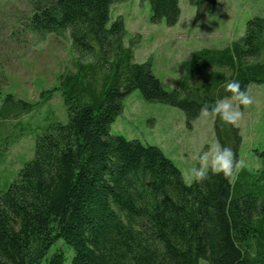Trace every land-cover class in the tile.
<instances>
[{
    "label": "trees",
    "instance_id": "1",
    "mask_svg": "<svg viewBox=\"0 0 264 264\" xmlns=\"http://www.w3.org/2000/svg\"><path fill=\"white\" fill-rule=\"evenodd\" d=\"M141 1L152 23H177L178 0ZM114 2L44 0L23 23L40 40L67 35L77 59L42 101L60 92L67 121L38 136L32 159L0 194V264H66L59 248L48 256L58 242L71 248L70 264H264V151H255L257 170L210 171L187 185L159 148L110 134L135 90L179 108L190 126L202 107L231 95L226 81L264 85V18L248 20L225 47L194 51L179 86L166 91L149 61L134 62L123 19L110 22Z\"/></svg>",
    "mask_w": 264,
    "mask_h": 264
},
{
    "label": "rangeland",
    "instance_id": "2",
    "mask_svg": "<svg viewBox=\"0 0 264 264\" xmlns=\"http://www.w3.org/2000/svg\"><path fill=\"white\" fill-rule=\"evenodd\" d=\"M42 1L0 0V194L32 159L38 136L48 126L67 121L60 92H51V99L42 101L60 75L74 70L77 58L70 40L67 35H48L40 40L23 30V23ZM178 1L179 19L171 27L164 21L151 22L147 1L115 0L110 7V22L119 16L123 19L127 31L124 42L132 46L134 62L149 61L153 75L166 91L179 86L181 63L194 51L225 47L245 34L248 20L264 18V0H206L211 4L199 7L191 0ZM248 92L253 103L241 106L244 117L236 125L201 113L188 126L182 110L146 102L135 90L123 99V111L111 124L110 134L159 148L178 167L187 185L195 181L189 172L199 165L198 154L215 143L232 147L237 161L243 162L234 173L240 168L257 170L262 162L255 151H264V85L252 83ZM17 100L35 106L25 113L26 104ZM56 248L70 264L71 248L58 242L48 256ZM198 264L208 263L200 260Z\"/></svg>",
    "mask_w": 264,
    "mask_h": 264
},
{
    "label": "clouds",
    "instance_id": "3",
    "mask_svg": "<svg viewBox=\"0 0 264 264\" xmlns=\"http://www.w3.org/2000/svg\"><path fill=\"white\" fill-rule=\"evenodd\" d=\"M225 90L231 95L218 99L211 106L205 105L201 113L204 117L219 116L229 125H236L244 117L241 106H250L253 103V97L249 94L247 87L241 86L238 79L226 81ZM197 159L199 165L190 169L189 176L201 182L209 178L210 171L222 173L225 177L232 176L234 169L243 163L237 161L232 147L220 143H215L208 151L198 154Z\"/></svg>",
    "mask_w": 264,
    "mask_h": 264
}]
</instances>
